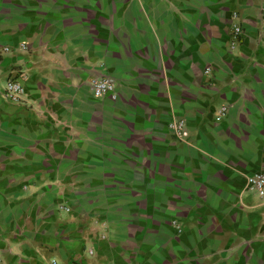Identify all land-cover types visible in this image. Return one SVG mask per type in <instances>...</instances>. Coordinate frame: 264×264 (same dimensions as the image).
<instances>
[{"label":"crops","instance_id":"obj_1","mask_svg":"<svg viewBox=\"0 0 264 264\" xmlns=\"http://www.w3.org/2000/svg\"><path fill=\"white\" fill-rule=\"evenodd\" d=\"M0 46V264H264V0H0Z\"/></svg>","mask_w":264,"mask_h":264},{"label":"built area","instance_id":"obj_2","mask_svg":"<svg viewBox=\"0 0 264 264\" xmlns=\"http://www.w3.org/2000/svg\"><path fill=\"white\" fill-rule=\"evenodd\" d=\"M232 38L239 32L237 25H232ZM20 48H24V43L19 44ZM9 50L7 46H0V56L6 53ZM209 67H205L204 72L207 73ZM89 89L94 97H101L103 95H109L110 97L114 96L113 83L107 77H94L90 79ZM24 94L23 86L17 81H6L4 86L3 95L11 102L17 103L20 100V97ZM225 105L219 106L217 115L215 119L221 118L225 114ZM167 128L174 133L178 138H182L185 133V123L183 119L175 118L170 119L167 122ZM245 187L248 190L253 191L258 196L264 195V166L259 170L251 173L245 182ZM91 251L89 250V253Z\"/></svg>","mask_w":264,"mask_h":264},{"label":"rangeland","instance_id":"obj_3","mask_svg":"<svg viewBox=\"0 0 264 264\" xmlns=\"http://www.w3.org/2000/svg\"><path fill=\"white\" fill-rule=\"evenodd\" d=\"M207 75H211V68H210V67H209V70H208V72H207ZM90 79H91V78L88 79V84H89V82H90ZM129 264H132V263H129Z\"/></svg>","mask_w":264,"mask_h":264}]
</instances>
